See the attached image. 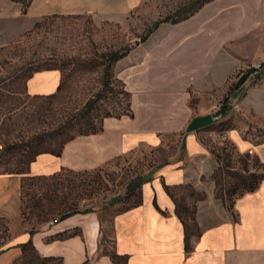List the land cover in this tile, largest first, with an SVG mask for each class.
Segmentation results:
<instances>
[{
	"label": "crops",
	"instance_id": "obj_1",
	"mask_svg": "<svg viewBox=\"0 0 264 264\" xmlns=\"http://www.w3.org/2000/svg\"><path fill=\"white\" fill-rule=\"evenodd\" d=\"M148 1L31 0L24 13L22 3L0 0V30L13 28L19 33L12 36H19L45 18L81 15L122 23ZM255 36L264 37V0H215L186 21L161 24L143 44L129 47L115 67L132 96L133 117L104 118L101 131L74 136L60 154L37 153L25 173L0 172V264H16L29 242L41 258L62 264H264V180L235 200L233 218L212 188L204 196L206 207H196L191 217L196 234L173 193L199 192L202 177L215 175L218 166L200 138L213 116L193 109L191 93L225 85L233 47ZM62 80L59 67L38 70L26 91L54 98ZM246 90L239 94L242 103L252 97L253 90ZM175 135L174 157L140 182L139 202L125 208L118 199L88 212L36 218L68 174L100 171L139 149L165 147ZM237 151L256 153L264 165V144L253 149L241 142Z\"/></svg>",
	"mask_w": 264,
	"mask_h": 264
},
{
	"label": "rangeland",
	"instance_id": "obj_2",
	"mask_svg": "<svg viewBox=\"0 0 264 264\" xmlns=\"http://www.w3.org/2000/svg\"><path fill=\"white\" fill-rule=\"evenodd\" d=\"M196 3L198 0H150L122 23L81 15L45 18L19 36H12L19 33L13 28L0 30V172L25 173L37 153L58 152L74 136L99 129L104 118L120 117L127 109L128 98L123 94L125 86L118 78L121 70L115 63L112 78L104 72L109 56L143 44L142 38L157 21L183 18ZM241 44L233 47L232 73L225 85L191 93L193 109L201 113L207 109L214 117L213 125L204 129L200 138L218 161L216 174L202 177L199 192L194 193L192 188L173 190L191 234L198 232L191 221L193 212L196 207H206L204 196L212 188L220 198L219 205L233 218L235 200L255 191L257 181L260 184L264 176V165L256 153L237 151L241 142L253 149L264 144V37L255 36ZM52 67L62 72L59 94L54 98L28 95V78ZM242 77L247 79L238 85ZM246 88L248 92L253 90L252 97L242 103L239 94ZM234 104L238 111L232 109ZM225 109L226 114L222 112ZM165 142L164 148L139 149L100 171L68 174L59 183L57 195L41 207V215L36 213V218L88 212L91 206L111 205L118 199L124 200L125 208L133 205L139 200L140 182L174 157L178 136H169ZM248 188L253 190L246 191ZM27 256L16 264H61L59 260L35 259L31 253Z\"/></svg>",
	"mask_w": 264,
	"mask_h": 264
},
{
	"label": "trees",
	"instance_id": "obj_3",
	"mask_svg": "<svg viewBox=\"0 0 264 264\" xmlns=\"http://www.w3.org/2000/svg\"><path fill=\"white\" fill-rule=\"evenodd\" d=\"M14 1H21L22 2V4H23V6H24V10L26 11L27 10V7L29 6V4H30V2H31V0H14ZM213 1H215V0H198V3H196V5H193L192 6V10H191V13H189L188 15H185L183 18H180V19H177V20H173L171 17H167V18H164V19H162V20H160V21H157L155 24H154V26L149 30V32H148V34L144 37V38H142V41H146L147 40V38L155 31V30H157L158 29V27L161 25V24H163V23H171V24H178V23H180V22H183V21H186V20H188V19H190L193 15H195L199 10H201L206 4H208V3H210V2H213ZM127 53V50H124V51H117V52H114V53H112L110 56H109V63H108V65H106V68H105V70H104V72L106 73V75L108 76V78L109 77H113V74H112V71H111V67H112V65L114 64V63H116L121 57H123L125 54ZM247 79V77H242L241 79H240V81H239V83H238V85H241V84H243L244 82H245V80ZM123 94H124V96L125 97H127L128 98V103H127V105H126V110H125V112L124 113H122L121 115H120V117L121 116H130V117H133V112H132V109H131V94L129 93V92H127L126 90H125V88H124V91H123ZM224 114H226V112H227V110L225 109V110H223L222 111ZM102 130V127L100 126V128L99 129H96V130H94L93 132H99V131H101ZM70 140V139H69ZM67 142V141H66ZM65 142V143H66ZM64 143V144H65ZM2 153V150L0 151V154ZM56 154H60V151H58V152H56ZM261 180H264V176L261 178ZM258 183V184H257ZM257 183H255V184H257L255 187L257 188V186L259 185V182L257 181ZM250 190H253V189H250V188H248V190H246V191H250ZM168 192H169V194L171 195V192H170V190L168 189ZM137 202H139V201H137ZM136 202V203H137ZM22 248H23V256H22V258L19 260V261H25V260H27L26 259V257H28L27 256V254L28 253H31L32 255H33V257L35 258V259H44V260H58V259H55V258H50V259H45V258H41L39 255H38V253H37V251L35 250V248L32 246V243L31 242H29L28 244H26V245H23L22 246ZM186 250H189V243H188V240H187V238H186ZM32 261L31 262H34L33 261V259H31ZM60 262H61V264H62V261L61 260H59ZM86 264V263H85Z\"/></svg>",
	"mask_w": 264,
	"mask_h": 264
},
{
	"label": "built area",
	"instance_id": "obj_4",
	"mask_svg": "<svg viewBox=\"0 0 264 264\" xmlns=\"http://www.w3.org/2000/svg\"><path fill=\"white\" fill-rule=\"evenodd\" d=\"M256 68H257V69L254 70V73H253L255 76H256L257 73H258V69L261 68V64H259ZM232 109L238 111V105H237V104H234ZM213 119H214V117H213Z\"/></svg>",
	"mask_w": 264,
	"mask_h": 264
},
{
	"label": "bare ground",
	"instance_id": "obj_5",
	"mask_svg": "<svg viewBox=\"0 0 264 264\" xmlns=\"http://www.w3.org/2000/svg\"><path fill=\"white\" fill-rule=\"evenodd\" d=\"M259 70H260V69H258V73H259ZM258 73H257V75H258ZM257 75H256V76H257ZM228 116H229V115H228Z\"/></svg>",
	"mask_w": 264,
	"mask_h": 264
}]
</instances>
